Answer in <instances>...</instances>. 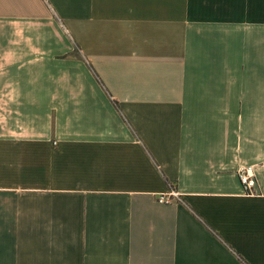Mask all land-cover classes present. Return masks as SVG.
Here are the masks:
<instances>
[{"label": "crops", "instance_id": "1", "mask_svg": "<svg viewBox=\"0 0 264 264\" xmlns=\"http://www.w3.org/2000/svg\"><path fill=\"white\" fill-rule=\"evenodd\" d=\"M0 264H264V0H0Z\"/></svg>", "mask_w": 264, "mask_h": 264}, {"label": "built area", "instance_id": "2", "mask_svg": "<svg viewBox=\"0 0 264 264\" xmlns=\"http://www.w3.org/2000/svg\"><path fill=\"white\" fill-rule=\"evenodd\" d=\"M240 178H241V182L243 184V186L245 187L246 190L251 191L252 189H254L255 185H256V181L254 179V175L252 174V170L251 169H245L242 170L240 173ZM177 195V193L175 191L172 192V195L169 197H162L160 199L161 202H172L173 198Z\"/></svg>", "mask_w": 264, "mask_h": 264}]
</instances>
